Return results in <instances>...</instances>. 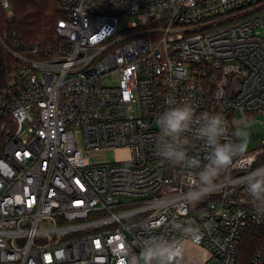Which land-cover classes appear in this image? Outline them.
Wrapping results in <instances>:
<instances>
[{
  "label": "built area",
  "instance_id": "2783aa9c",
  "mask_svg": "<svg viewBox=\"0 0 264 264\" xmlns=\"http://www.w3.org/2000/svg\"><path fill=\"white\" fill-rule=\"evenodd\" d=\"M58 10L53 48L24 53L15 33L0 36L16 59L0 79V264H123L149 235L179 239L174 222L189 220L212 227L185 241V264H240L247 228L264 224L243 182L264 167V140L189 205L187 174L158 155L156 118L170 99L231 126L264 116V0H58ZM125 16L140 24L121 30ZM109 150L131 155L90 162ZM190 153L202 159L203 142ZM248 264H264V245Z\"/></svg>",
  "mask_w": 264,
  "mask_h": 264
},
{
  "label": "clouds",
  "instance_id": "9594fccd",
  "mask_svg": "<svg viewBox=\"0 0 264 264\" xmlns=\"http://www.w3.org/2000/svg\"><path fill=\"white\" fill-rule=\"evenodd\" d=\"M168 105L156 118L157 152L162 162L187 174L190 187L184 198L189 205H195L216 190L217 179L235 160L249 153L254 121L242 120L231 126L222 113L197 115L191 103L173 99ZM193 141L203 142L206 153L202 159L190 153ZM243 182L257 214L264 216V167L252 170ZM173 227L179 239L149 235L140 242L139 254L125 251L123 264H185V241L198 243L202 228L211 229L212 225L189 220L174 222Z\"/></svg>",
  "mask_w": 264,
  "mask_h": 264
},
{
  "label": "trees",
  "instance_id": "16d2710c",
  "mask_svg": "<svg viewBox=\"0 0 264 264\" xmlns=\"http://www.w3.org/2000/svg\"><path fill=\"white\" fill-rule=\"evenodd\" d=\"M12 15L2 6L0 0V36L15 33L16 39L25 49L39 46L49 49L56 46L55 27L61 17L58 10V0H9ZM12 49V44L6 41ZM13 50V49H12ZM15 57L0 41V79L12 72ZM264 245V224L249 226L242 239L238 263L248 264L253 253Z\"/></svg>",
  "mask_w": 264,
  "mask_h": 264
},
{
  "label": "rangeland",
  "instance_id": "374dc122",
  "mask_svg": "<svg viewBox=\"0 0 264 264\" xmlns=\"http://www.w3.org/2000/svg\"><path fill=\"white\" fill-rule=\"evenodd\" d=\"M130 23L140 24V21L135 16L122 17L120 19V24H119L120 29L121 30H127L128 25ZM257 31L260 32L261 36H264V29L263 28H260ZM240 118H242V115L240 112H237L235 119H240ZM247 121H251V118L247 117ZM253 121H254V123L250 129V131H251V143L249 146V152L259 148L262 145V141L264 140V116L255 115ZM232 126H236V125H233V123H232ZM130 155L131 154H129L126 150L117 151V152H115L113 150H109L103 154H100V155H97V156L90 158V162L94 163L98 160L115 162L116 160H126L130 157ZM123 200L125 203L130 202V199H123ZM95 217L96 216L94 214L92 218H95ZM199 257L200 256L197 255L196 259H198ZM194 261H196V260H194Z\"/></svg>",
  "mask_w": 264,
  "mask_h": 264
}]
</instances>
